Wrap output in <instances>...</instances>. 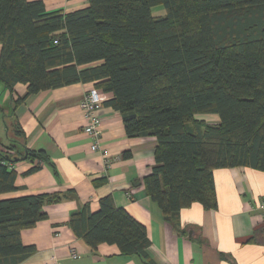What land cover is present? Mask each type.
I'll list each match as a JSON object with an SVG mask.
<instances>
[{"label":"trees","instance_id":"16d2710c","mask_svg":"<svg viewBox=\"0 0 264 264\" xmlns=\"http://www.w3.org/2000/svg\"><path fill=\"white\" fill-rule=\"evenodd\" d=\"M48 11L42 0H0V85L25 98L42 90L92 83L110 97L129 137L156 139L145 191L165 221L199 202L217 208L213 170L247 166L264 171V0H87ZM162 5L163 15L151 8ZM2 112L9 140L0 151V264H19L35 252L21 231L43 219L48 193L2 196L17 189L9 163L28 159V173L48 163L27 148L14 113ZM202 114H216L213 123ZM68 227L96 249L116 244L147 255L145 227L111 195L92 212L84 204ZM220 256L228 259L227 255Z\"/></svg>","mask_w":264,"mask_h":264},{"label":"crops","instance_id":"0c3cea01","mask_svg":"<svg viewBox=\"0 0 264 264\" xmlns=\"http://www.w3.org/2000/svg\"><path fill=\"white\" fill-rule=\"evenodd\" d=\"M42 2L48 11L88 4L87 0ZM91 86L79 81L25 98V84H15L11 96L0 85V151L9 144L2 112L11 110V99L24 97L14 113L27 148L44 151L49 160L31 173L36 159L9 163L16 173L17 189L2 196L48 193L62 197L46 202L45 217L21 231L23 244L34 246L35 252L19 264H150L140 254L122 253L116 244L101 243L91 249L68 227L72 212L84 204L94 212L107 195L115 207L145 227L150 241L147 255L155 264H264V219L256 206L264 196V171L247 166L214 169L217 208L205 209L192 202L180 209L178 222L165 221L143 180L155 164L156 139L127 136L119 111L102 103L97 111L102 121L101 147L111 156L110 166L104 169L100 152L91 149V138L82 130L84 117L78 105ZM101 95L103 101L110 97ZM211 116V122L217 123L218 116Z\"/></svg>","mask_w":264,"mask_h":264},{"label":"built area","instance_id":"2783aa9c","mask_svg":"<svg viewBox=\"0 0 264 264\" xmlns=\"http://www.w3.org/2000/svg\"><path fill=\"white\" fill-rule=\"evenodd\" d=\"M102 101L103 98L100 91L96 87L91 86L84 92L78 105L84 117V125L82 126V130L91 138V149L93 151L100 152L105 169L111 164V156L107 150H103L101 147L102 121L98 116L97 111L101 107ZM256 206L261 210L264 219V196L260 197L256 201ZM71 252V257L76 258L77 255L74 253V250H71Z\"/></svg>","mask_w":264,"mask_h":264},{"label":"rangeland","instance_id":"374dc122","mask_svg":"<svg viewBox=\"0 0 264 264\" xmlns=\"http://www.w3.org/2000/svg\"><path fill=\"white\" fill-rule=\"evenodd\" d=\"M151 13L153 15H163L165 13V9H164V7L162 5L153 6L151 8ZM197 117L198 118L202 117V118H204V119H206V120H208L210 122L214 119L213 116L208 115V114H202V115H199Z\"/></svg>","mask_w":264,"mask_h":264}]
</instances>
